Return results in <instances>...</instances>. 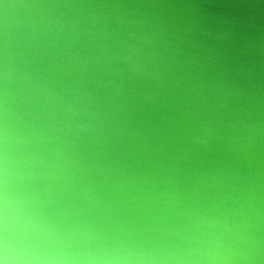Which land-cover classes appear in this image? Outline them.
<instances>
[{"label":"clouds","instance_id":"1","mask_svg":"<svg viewBox=\"0 0 264 264\" xmlns=\"http://www.w3.org/2000/svg\"><path fill=\"white\" fill-rule=\"evenodd\" d=\"M15 249H13V252L15 253ZM6 253H7V250H6ZM17 264H27V262L26 261H24V260H17Z\"/></svg>","mask_w":264,"mask_h":264}]
</instances>
